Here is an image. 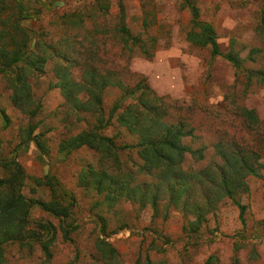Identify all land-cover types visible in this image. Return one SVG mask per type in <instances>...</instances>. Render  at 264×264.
I'll list each match as a JSON object with an SVG mask.
<instances>
[{
  "label": "rangeland",
  "instance_id": "obj_1",
  "mask_svg": "<svg viewBox=\"0 0 264 264\" xmlns=\"http://www.w3.org/2000/svg\"><path fill=\"white\" fill-rule=\"evenodd\" d=\"M192 2L199 8L198 20L213 28L222 53L240 56V67L189 38L199 27L182 0H0V68L8 70H0V158L17 156L25 170L23 192L33 200L31 217L55 225L51 258L39 243L12 244L3 264H97L96 242L106 234L123 264H148V259L208 264L211 258L210 264H264V0ZM122 4L130 35L122 29ZM28 48L38 66L9 63L15 52ZM23 65L28 66L24 80L33 99L27 111L15 104L11 86V71ZM66 82L65 92L61 84ZM90 94L88 110L78 107ZM143 100L166 111L155 121L193 130L183 138L195 151H185L183 168L208 170L191 202L212 207L197 231L190 223L194 214L166 197L160 198L157 211L133 199L137 192L141 198V190L157 191L156 177L145 170L135 146L139 128L155 122L144 119L132 131L119 121L122 115L134 118L136 110L145 115ZM38 105L31 117L29 110ZM102 118L110 119L105 128H99ZM29 126H36L33 136L40 135L45 155L35 142L22 145ZM91 130L113 140L105 153L89 146L66 158L59 153L63 140ZM219 148L242 159V168L247 164L257 170V175L244 169L240 176L229 173L234 199H218L226 191L209 180L222 176L225 158ZM50 169L59 187L47 184ZM90 170L99 178L114 176L119 188L129 184L132 192L125 189L109 207L103 194L82 183ZM6 175L8 169L0 168V176ZM160 193L165 195L162 189ZM55 195L66 205L75 197L71 215L62 221L38 203ZM240 204L247 206L243 216Z\"/></svg>",
  "mask_w": 264,
  "mask_h": 264
},
{
  "label": "trees",
  "instance_id": "obj_2",
  "mask_svg": "<svg viewBox=\"0 0 264 264\" xmlns=\"http://www.w3.org/2000/svg\"><path fill=\"white\" fill-rule=\"evenodd\" d=\"M182 6L191 9L193 14L192 22L199 27L197 31H190L189 38L203 46L210 45L213 55L223 56L234 66L240 67V62H242L240 56L233 51L223 54L219 43L217 42V36L213 28L198 20L200 15L199 8L192 2V0H182ZM121 13L123 23L122 29L125 33L130 35L125 24L126 13L123 4L121 6ZM18 27L21 30H25L23 26L19 25ZM30 52L33 53L31 48L22 52H15L9 63L18 64L20 62H25L28 65L38 66L40 62L31 61ZM7 63L8 62H5V64ZM27 67V65L16 66L11 71L15 77L11 84L14 92L13 99L15 104L22 107L25 111H27L26 107L29 106L31 102L33 103L32 95L30 94V84H27L24 80L23 70L27 69ZM0 70L8 71L5 67L0 68ZM61 85L66 89V92L69 83H62ZM87 89L89 92L92 91V87L88 86ZM91 98L92 95L90 94L88 99L83 103L77 102V106L88 110L89 107L87 106H89ZM96 102L100 104L101 99L96 98ZM142 105L147 107L145 115L140 110H136V114H133L134 118H132V116L128 118L127 116L122 115L120 116L119 121L122 124L129 126L132 131L138 129V127L134 128L133 124L140 126L139 124L144 119L155 122L153 127L142 126L139 128L140 130L143 128V130H141L139 142L135 146L139 148L138 153L143 160V167L145 170L156 177V185L154 187L157 191L151 193L145 192L147 189L141 190V198L138 197L139 192H137L134 194L133 199H136L139 202L141 201L142 205L150 203L155 211H157L160 198L166 197L169 204H174L175 206L180 207L184 213L190 212L194 214L195 219L190 223L195 225L193 231H197L200 224L206 219L205 217L208 210L212 207L210 208L207 202L205 204L208 205V207L200 205V202L197 204H192L191 202L192 198L196 196L192 192L196 187L198 180H200L203 177V174L208 170V168H205L207 170L203 169L190 172L183 168L185 151L195 152L190 146L183 144V138L188 135H193V130L190 129L184 131L182 127H179L177 124H172L169 121H163L161 119L155 121L156 116L159 118L165 117L166 111H163L162 108L155 103L150 105L149 100H143ZM39 107L40 105L35 107L34 110H29L31 117L37 114ZM109 123L110 119L104 120L102 118L99 128H105ZM28 130L27 138H25L24 144L22 145L35 142L42 155H45L48 150L42 142L40 135L36 137L33 136L36 126H29ZM112 142V139L99 134L96 130L84 131L78 135H73L63 140L59 147V153L66 158L74 150L84 146H89L105 153V148L110 147ZM219 149L223 152L225 158V162L220 170L222 176L217 180L211 175L209 180L213 187H220L226 191L225 193L223 192V194L220 192L218 199L224 197L234 199L236 190L232 189L235 188V183L232 179L233 175H229V173L235 172L236 176H240L241 174H245L243 171L244 169L247 170V172L257 175V170L255 167H251L247 164L242 168L240 164L242 159L235 158L234 153L227 152L222 148ZM0 168L8 169V175L0 176V264H3L6 261V248L12 244H19L22 247H32L34 243H39L47 257L51 258L52 252L50 246L53 239L50 237V234L55 231V225L49 220H35L31 217L30 212L33 200L28 198L23 192L26 179L25 170L18 161L17 156L14 155L11 158H0ZM51 172L50 169V172L45 176V179L47 184L54 186L57 184L54 182ZM90 175H92L91 179L89 178ZM97 175V172H94L93 170L84 172V180L82 183H87L88 186L96 189L98 193L103 194L105 197L104 202H107L109 207L114 206L118 202L121 193H123L125 189H127L129 193L132 192L129 184L122 183V187L119 188L120 183L115 181L116 178L110 174L103 173L100 175V178ZM37 181L39 184L42 183L41 180ZM145 186L150 188L153 184L146 182ZM160 189L165 192V195L162 196ZM60 196L67 197L66 194L62 192L60 193ZM56 197L57 196L55 195V198L52 200L39 201L38 203L44 211L49 213L50 216L60 217L62 221L63 217H69L71 215L70 208L75 201V197H70L71 204L69 205L64 204ZM210 199L211 196L207 195L205 200ZM240 207L242 209L241 215L243 216L247 206L240 204ZM31 224H36L37 227H29ZM62 229L65 231V236L67 237L69 230L66 229L64 224H62ZM45 232H47V235H43ZM96 247L100 253L97 264H123L121 255L116 246H114L109 240L108 234H106L105 238H99L97 240ZM212 260L213 258L208 261V264H210ZM164 263L165 262L160 261L158 264ZM148 264L156 263L148 259Z\"/></svg>",
  "mask_w": 264,
  "mask_h": 264
}]
</instances>
